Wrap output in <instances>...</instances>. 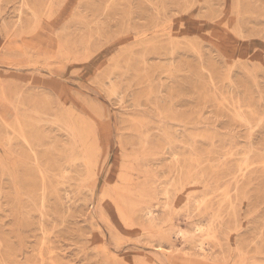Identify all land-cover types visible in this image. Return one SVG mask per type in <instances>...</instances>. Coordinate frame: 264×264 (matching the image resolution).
<instances>
[{
    "label": "rangeland",
    "instance_id": "rangeland-1",
    "mask_svg": "<svg viewBox=\"0 0 264 264\" xmlns=\"http://www.w3.org/2000/svg\"><path fill=\"white\" fill-rule=\"evenodd\" d=\"M0 264H264V0H0Z\"/></svg>",
    "mask_w": 264,
    "mask_h": 264
}]
</instances>
